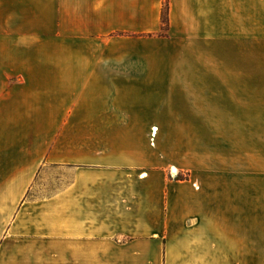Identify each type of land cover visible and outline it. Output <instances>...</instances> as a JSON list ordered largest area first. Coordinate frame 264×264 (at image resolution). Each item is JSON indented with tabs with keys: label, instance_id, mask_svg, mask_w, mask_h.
<instances>
[{
	"label": "crops",
	"instance_id": "obj_1",
	"mask_svg": "<svg viewBox=\"0 0 264 264\" xmlns=\"http://www.w3.org/2000/svg\"><path fill=\"white\" fill-rule=\"evenodd\" d=\"M162 5L0 0V29L83 49L7 93L23 132L0 153V264H264V0H168L166 37ZM177 124L183 181L155 155ZM46 170L54 192L28 200Z\"/></svg>",
	"mask_w": 264,
	"mask_h": 264
},
{
	"label": "rangeland",
	"instance_id": "obj_2",
	"mask_svg": "<svg viewBox=\"0 0 264 264\" xmlns=\"http://www.w3.org/2000/svg\"><path fill=\"white\" fill-rule=\"evenodd\" d=\"M24 32H27L29 36H22L23 31L0 29V153L7 150L9 140H15V137H18L19 133L22 134L23 132V127L18 123L21 122L18 114L14 113V107L7 102V93L12 89L13 93L20 92L18 90L19 87L24 86L27 81H30L29 84L33 81H38L43 71L50 72L51 70L71 68V64L73 63L58 60L57 55L83 52V49L78 46L61 47L57 45L54 37H51L54 31L32 30ZM166 32L167 30L163 31L161 28L158 36L166 37ZM99 48L98 45L87 47L91 52H98ZM167 49L171 51L175 48L167 47ZM145 64L147 68L154 69H183L182 61L176 62L173 58L167 61H148ZM165 98H170V96L163 95V101ZM174 98H176V101L172 102L173 105L175 103L176 105L182 104L179 101L180 96H175ZM165 102L168 103L167 100ZM176 112L182 117V109ZM161 114L167 118L173 117V111L171 110L161 111ZM150 128L145 127L147 131ZM156 128L158 130L155 134L154 143L155 147L158 148V152L156 150L155 155H158L159 164L167 168L170 177L175 175L176 180L183 181L185 178L183 170L185 162L184 137L189 127L177 124L160 125ZM223 128L225 131L228 130L226 132L230 131V127ZM261 128L256 127L258 131H262ZM174 168L178 169L176 174L172 172ZM57 175V173L48 170L38 175L33 190H31V193L27 197L28 200L38 201L52 194L54 192L52 183L55 182ZM8 178L9 175L6 169L0 163V214L8 212V207L5 203L6 190L4 188ZM24 201L22 199L13 212H24ZM34 208L36 212L39 211L38 204Z\"/></svg>",
	"mask_w": 264,
	"mask_h": 264
},
{
	"label": "trees",
	"instance_id": "obj_3",
	"mask_svg": "<svg viewBox=\"0 0 264 264\" xmlns=\"http://www.w3.org/2000/svg\"><path fill=\"white\" fill-rule=\"evenodd\" d=\"M161 28L163 31L168 29V0H163L161 10Z\"/></svg>",
	"mask_w": 264,
	"mask_h": 264
},
{
	"label": "bare ground",
	"instance_id": "obj_4",
	"mask_svg": "<svg viewBox=\"0 0 264 264\" xmlns=\"http://www.w3.org/2000/svg\"><path fill=\"white\" fill-rule=\"evenodd\" d=\"M172 172H173V173H177V170L174 168V169L172 170Z\"/></svg>",
	"mask_w": 264,
	"mask_h": 264
}]
</instances>
